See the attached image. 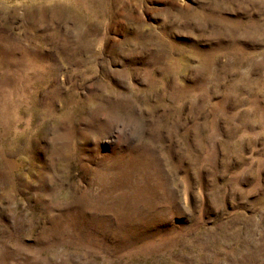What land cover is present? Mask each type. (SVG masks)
<instances>
[{"label":"rangeland","instance_id":"rangeland-1","mask_svg":"<svg viewBox=\"0 0 264 264\" xmlns=\"http://www.w3.org/2000/svg\"><path fill=\"white\" fill-rule=\"evenodd\" d=\"M0 264H264V0H0Z\"/></svg>","mask_w":264,"mask_h":264},{"label":"bare ground","instance_id":"bare-ground-1","mask_svg":"<svg viewBox=\"0 0 264 264\" xmlns=\"http://www.w3.org/2000/svg\"><path fill=\"white\" fill-rule=\"evenodd\" d=\"M126 174V173H125ZM133 188V187H132ZM88 192V191H87ZM135 192V191H134ZM133 193V192H132ZM137 194V193H136ZM139 198V197H138ZM147 199V198H146ZM92 204V203H91ZM119 205V204H118ZM86 206V205H85ZM122 206V205H121ZM124 206V205H123ZM118 207V206H117ZM108 208V207H107ZM124 208V207H123ZM87 210V209H86ZM121 212V211H120ZM98 213V212H97ZM121 219V218H120ZM105 220V219H104ZM101 225V224H100Z\"/></svg>","mask_w":264,"mask_h":264}]
</instances>
